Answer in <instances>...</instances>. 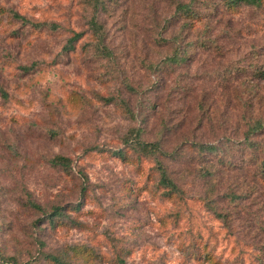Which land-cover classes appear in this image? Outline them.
I'll list each match as a JSON object with an SVG mask.
<instances>
[{"label":"rangeland","instance_id":"obj_1","mask_svg":"<svg viewBox=\"0 0 264 264\" xmlns=\"http://www.w3.org/2000/svg\"><path fill=\"white\" fill-rule=\"evenodd\" d=\"M188 1L0 0L3 257L264 264V174L250 166L206 177L194 147L239 140L246 122L264 117V77L253 75L264 64V8L199 24L186 42L213 47L167 70L160 63L175 47L165 38L177 29L165 31V20ZM74 35V52L63 54ZM135 130L174 150L159 160L183 197L164 195L153 160L113 155L128 153L123 137ZM57 157L69 166L52 165ZM28 203L69 217L50 227ZM194 242L185 254L181 246Z\"/></svg>","mask_w":264,"mask_h":264},{"label":"trees","instance_id":"obj_2","mask_svg":"<svg viewBox=\"0 0 264 264\" xmlns=\"http://www.w3.org/2000/svg\"><path fill=\"white\" fill-rule=\"evenodd\" d=\"M197 3L200 2L189 0L186 3H176L174 15L165 20V31H169L170 27H176L177 29L171 36L165 38V43H172L175 47L174 53L171 56L164 57L160 63L167 70L184 65L195 49L207 52L209 47H213V45L210 46L211 41H205L208 43L197 41V45L186 42L187 35L191 31H196V27L199 24L206 25L217 14H223L224 12L227 14H238L243 7L257 10L264 8V0H207V2H204L202 5ZM13 17L22 21V23H28L25 19L16 14H13ZM30 25L37 30L45 27L44 24ZM46 27L54 32L58 31L59 28L55 24ZM92 27L97 28L95 21L92 22ZM78 38L79 35H74L68 40L66 45L62 48V53H73L74 43ZM97 43L102 45L100 39L97 40ZM99 50L103 51L102 46ZM253 75L255 79L264 77V64L257 68V70L253 72ZM261 139H264V117L246 122L245 132L241 134L239 140L227 138L221 139L218 142L194 144L197 156L200 160L202 159L203 162L208 164V168L203 169L204 176L212 178L218 174H222V172H244V170H249L250 166L254 167L255 175L258 173L263 175L264 144L260 142ZM123 144L127 147L128 153L116 152V154L113 155L119 160L131 164H139L142 161L141 159L153 160L158 173V185L165 191L164 195L168 198L177 199L182 196L181 194L184 192L176 185L175 181L169 177L166 167L163 162L159 160V157L165 159L171 158L174 150L164 152L158 142L144 141L141 132L137 130L128 131L123 137ZM51 162L52 165H59L65 168L69 166L68 161L60 157L54 158ZM28 205L40 211L42 217L45 218V221L50 227L61 225L63 219L69 217L63 213L62 207H54L51 211L44 212L33 203H28ZM194 245L192 247V244L189 243L185 249L183 246H181V249L186 254L187 250L192 252L198 249L196 242H194ZM207 258L209 261H213L211 256ZM42 262H46L47 264H78L77 262H72L69 259L65 260L64 257L57 255L43 256ZM0 264H18V262L14 258H5L0 253ZM31 264L45 263L33 262Z\"/></svg>","mask_w":264,"mask_h":264}]
</instances>
